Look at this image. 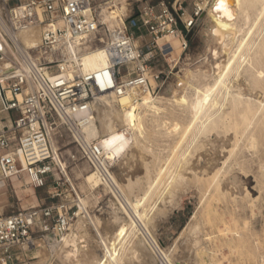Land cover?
I'll return each instance as SVG.
<instances>
[{
  "label": "rangeland",
  "instance_id": "rangeland-1",
  "mask_svg": "<svg viewBox=\"0 0 264 264\" xmlns=\"http://www.w3.org/2000/svg\"><path fill=\"white\" fill-rule=\"evenodd\" d=\"M172 1L174 0H93L92 8L99 17L102 36V30L108 28V21H102L103 8L112 10L115 6H126L121 13L123 19L136 15L147 6H151L157 12L161 2ZM178 2L181 3L186 14L192 12L194 0H178ZM259 6L262 10L260 19L258 18L254 24L255 27L253 25L249 31L248 29L245 31L244 44L227 70L232 73L225 74L229 84L237 83L235 68L242 61L241 55L248 54L250 45L264 33V5ZM202 12L203 10L194 25L183 33L187 43L185 49H182V41L177 36H164L157 41L153 51L154 58L148 62V80L152 96L158 99L162 111L158 116L149 113L150 115L147 116L149 123L145 125V137L140 138V142L131 144L121 157L108 164L107 169L120 185L119 189L131 200L133 207L143 214L146 213L141 221L147 223L149 230L152 227L150 232L159 246L169 254L172 264L181 257H185L190 264H264V124H253L248 131L241 134V130L237 131L231 122H226L218 130L200 133L201 126L198 119L184 112L182 110L184 105L171 104L165 99H159L168 83L183 76L187 69L198 66L200 63L197 61L201 58L207 56L209 62L213 61L202 38L204 19ZM150 40L145 28H141L134 36L135 44L143 47V50ZM217 58L219 60V56ZM206 68L209 69L210 65L207 64ZM158 72L161 74L154 82V75ZM240 78L243 92L254 94L255 90L252 92L246 76L241 75ZM261 91L257 89L255 94L263 101L264 93ZM185 92L187 95H192V87L187 88ZM214 93L217 94L215 97L220 96L218 90ZM111 97L114 99L115 95ZM216 98L219 102L222 101V96ZM225 107L228 109V105ZM204 111L198 112L199 119H202ZM15 115V112L10 113L11 118ZM9 123L7 113L0 111V126ZM252 133L256 136L254 146L247 147V136ZM63 138L64 143L69 140L65 135ZM73 150L72 144L62 147L63 158H66V152ZM102 155L103 158L104 154ZM223 160H227V164L215 178L216 184H211L214 172L222 166ZM92 170L85 160L79 159L76 167L70 164L67 171L80 195L78 205L83 204L82 207L86 209L80 218H83V224L86 230L88 229L87 233L91 235V242L88 241L89 248L98 250L96 254L102 252L100 247V250L95 247L96 234L99 232L112 255L114 254V264H141L136 261L130 263L132 242H129L136 239L137 230L135 232L132 228L133 233H126L129 221L118 222L121 225L125 222L123 226L111 222L114 208H117L119 216L123 213L116 191L104 185L96 188L88 185L85 176ZM175 170L183 172V181L171 183L167 188L173 190L171 195L173 197L166 193L165 197L162 196L163 199L159 198L161 199L159 201V194L169 183L171 172ZM148 173H152L151 185L147 184ZM218 182L222 187L226 186L225 189L227 188L229 192H221L217 188ZM166 191L167 189L164 193ZM58 193L60 197L68 194L66 190H62V193L58 190ZM230 193L233 196H230ZM0 196L2 215L56 201L48 198L46 188L34 189L26 185V179L14 182L12 186L0 185ZM83 208H80L82 212ZM193 214L195 218L191 219ZM122 215L121 217H125L124 213ZM78 219L73 223L74 231ZM141 223L137 222L135 228L137 229ZM120 226L125 228L121 229ZM192 229L193 234L190 232ZM192 235H196L195 237L200 240L198 248H193L190 252L184 245ZM37 250L32 254L33 258L27 262L37 260ZM128 254L131 255L130 258ZM153 260V264H160L156 257Z\"/></svg>",
  "mask_w": 264,
  "mask_h": 264
},
{
  "label": "built area",
  "instance_id": "built-area-1",
  "mask_svg": "<svg viewBox=\"0 0 264 264\" xmlns=\"http://www.w3.org/2000/svg\"><path fill=\"white\" fill-rule=\"evenodd\" d=\"M202 1L194 0L189 14L178 0L161 2L157 12L147 6L120 19L122 28H104L101 36L93 0H0V23L8 32L41 27L38 44L18 57L0 28V43L12 57L7 63L0 49V111L9 114L10 120L0 126V184L12 186L26 179V185L46 188L48 198L56 199L0 215V264L33 258L37 249L61 239L83 216L80 195L67 171L79 159L96 170L103 156L95 139L86 141L83 133L93 120V102L102 93L122 95L146 89L148 62L154 58L157 41L176 35L185 49L183 33L194 25L201 12L197 3ZM141 28L151 39L145 50L134 42ZM98 47L107 65L84 71L83 55ZM63 135L69 138L66 143ZM69 144L74 150L66 152L64 159L61 148ZM58 190H66L67 196L60 197Z\"/></svg>",
  "mask_w": 264,
  "mask_h": 264
},
{
  "label": "bare ground",
  "instance_id": "bare-ground-1",
  "mask_svg": "<svg viewBox=\"0 0 264 264\" xmlns=\"http://www.w3.org/2000/svg\"><path fill=\"white\" fill-rule=\"evenodd\" d=\"M220 4L221 0H203L201 3H197L201 11L203 10L201 14L204 16L202 38L210 54L209 56H211L213 61L209 62L207 56H204L203 59L201 58L197 61V63H200L198 66L193 69L189 68L185 72L183 71V76L177 79L175 78L176 80L174 79L175 81L172 83H168L161 92L159 99H165L171 104L184 105L182 110L198 119L201 126L200 133L218 130L221 126L225 125L226 122H231V125L233 124L237 131L241 130V134H244L251 125L258 123L264 124V100H259L256 95L257 89H261L263 91H261V93H264V33L259 36L260 38L257 41L255 40V42L250 45L249 51L247 50L249 52L248 54L245 56L241 55L242 61L240 60L241 62L236 65V68L234 67L236 85H233L234 83H231L232 85L229 84L225 79V74L231 67L233 59L236 54H238L237 52L244 44L245 31L247 29L249 31L262 14V10L260 9L261 6L259 5H264V0H223V6H220ZM124 7L115 6L112 10H106V7L103 8L101 12L102 21H108L109 30L122 28L120 19H122L121 13ZM0 28L12 41L10 44V42L6 40L16 57L38 44L40 40L41 27L39 25H33L16 33L8 32L1 23ZM175 36L176 35L170 37ZM0 49H4L1 43ZM5 53L8 58V63V61L12 60V57L7 51H5ZM218 56L219 60H217ZM82 64L84 71L105 67L107 61L102 48L98 47L84 54L82 57ZM207 64L208 66L210 65L209 69L206 68ZM241 75L246 76L249 80L252 92L255 90L254 92L256 94L250 92L249 94L247 93V95L243 92L241 88L242 84L239 82L242 78H240ZM153 81L155 82L154 79ZM189 87L193 89L192 95H187V92H185ZM215 90H218V94L220 95L216 97L221 98L222 96V101L219 102L215 97ZM111 95L115 94L113 92H107L97 96L93 102V120L83 129L86 141L95 139L100 147L101 153L104 154V157L100 159V163H98V165L96 164V170L90 171L85 176V182L93 188L104 185L107 188H111L114 192L116 191V197L122 209L121 211L125 214L127 219L121 217L123 213L119 216L117 208L115 209L114 206L113 221L111 222L117 224L119 221H129L130 223L127 226L128 228H126V233H133L132 228L135 229V232L137 230L136 239H132L133 241L129 242H132L131 249L128 243V249L131 250L132 255L128 254L129 258L130 256L132 257L130 258V263L131 261H136L141 264H153V259L156 257L160 261V264H172L169 254L166 253L165 249L164 251L162 247L159 246L156 238L150 232L152 227L149 230L147 223L141 221L142 217L146 216V213L143 214L133 207L131 200L119 189L120 185L107 169V165L121 157L131 144L138 143L140 142V138L145 137V125L149 123L147 116L150 114L158 116L162 111V107L159 106L158 99L152 96L149 86L144 90L134 89L127 94L115 95L114 99H112ZM226 105H228V109L225 107ZM224 109H227V111H224ZM202 110H205V113H203L204 115L201 114L202 119H199L198 112ZM255 139L256 136L253 133L249 134L247 136L246 146H254ZM183 157L184 156H182V160H184ZM182 160L179 161L182 162ZM61 164H63V162ZM226 164L227 160H223L222 166L217 168L214 172L211 184H216L215 178L220 171L224 169ZM180 170L171 172V180L165 187L162 186L164 189L162 188L163 190H160L161 193L159 192L158 199H163L166 193L170 194V196L173 194V190H171L170 187L167 188L171 186V183L183 181L184 175ZM151 174L152 173H148L147 175L146 180L148 185H151ZM220 186L218 182L217 188L220 189L221 192H229L227 188L225 189L226 186ZM166 189L167 191L164 193ZM113 195L115 194L113 193ZM230 196H233V194L230 193ZM161 199H159V201ZM1 205L0 215L3 214ZM82 205L83 204L79 205L81 209L83 208ZM194 215L195 214H193L191 219L195 218ZM78 220L75 231L71 228L61 239H54L48 246L44 245L39 248L37 250L36 261H23L18 264H114V254L112 255L99 232L96 234V246H94L98 249L100 247L102 252L96 254L98 250H94L91 247L89 248L88 244L91 242V235L89 236V233H87L88 229L86 230L85 224H83V218ZM137 222L142 223L139 224L136 229ZM148 223H150L149 220ZM112 226H114V224ZM194 227L196 228L195 225ZM124 228L121 227V229ZM112 229H114V227ZM190 232L193 234L194 230L192 229ZM195 236L196 235H192L190 238L187 237L189 241L185 242V245L183 243L184 247L188 248L190 252L193 248L197 249L199 245L200 239ZM88 241L90 242L88 243ZM35 243L37 244L38 242ZM191 254L192 253H190V256H192ZM173 263L190 264L185 257H181Z\"/></svg>",
  "mask_w": 264,
  "mask_h": 264
},
{
  "label": "crops",
  "instance_id": "crops-1",
  "mask_svg": "<svg viewBox=\"0 0 264 264\" xmlns=\"http://www.w3.org/2000/svg\"><path fill=\"white\" fill-rule=\"evenodd\" d=\"M8 115V117H9V114H7ZM0 185H2L3 187H7V183H4V184H0Z\"/></svg>",
  "mask_w": 264,
  "mask_h": 264
},
{
  "label": "snow or ice",
  "instance_id": "snow-or-ice-1",
  "mask_svg": "<svg viewBox=\"0 0 264 264\" xmlns=\"http://www.w3.org/2000/svg\"><path fill=\"white\" fill-rule=\"evenodd\" d=\"M220 6H223V0H221V4H220Z\"/></svg>",
  "mask_w": 264,
  "mask_h": 264
}]
</instances>
